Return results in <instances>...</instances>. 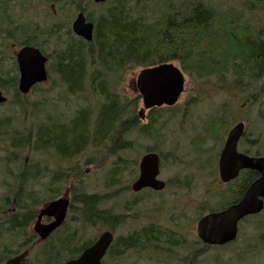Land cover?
I'll return each instance as SVG.
<instances>
[{"label": "rangeland", "instance_id": "1", "mask_svg": "<svg viewBox=\"0 0 264 264\" xmlns=\"http://www.w3.org/2000/svg\"><path fill=\"white\" fill-rule=\"evenodd\" d=\"M207 1L222 10L235 7L248 11V8L243 5L245 1L247 6L252 8L251 12L246 19L234 17L233 22L239 28L246 30L249 28L264 30V0L256 3L253 0ZM173 3L174 6H179L180 0H173ZM62 4L63 2L59 0H0V70L3 72L16 68L17 47L16 45L10 47V43L5 39V35L11 28H16L18 32L29 28L28 32L33 33V28L37 24L41 26L40 30L61 26L52 37L39 33V36H42V49L49 56V66H47L50 70L49 81L41 83L30 91L25 102V111L20 105L10 101L0 104V122L2 123L0 130L5 127L11 135L25 141L31 140L30 146L16 149L17 141L2 140L0 136V214L7 215L8 210L13 208H16V212H20L23 206L30 210L28 206L31 201L40 202L35 204V207L39 209L44 202L50 200L52 193L47 178L49 170H59L57 166L62 169L74 164L77 168L83 166L85 170L90 169V172L80 175L85 180L84 185L80 183L85 192L102 195L100 208L112 210L115 208L118 214L129 216L126 224L116 230L117 235L128 234L150 222H156L174 229L185 239V244L181 246L160 244L157 248L149 249L147 246L145 249L131 250L119 257L109 256L105 264H189L188 258L191 254L203 247V243L195 233L197 219L201 216L203 209L215 208L219 199L215 191H212L217 185L216 177H214L216 172L211 171L212 169H197V165L204 158L194 154L191 139L200 130L205 119L220 122L219 129L222 132L244 119L246 132L241 149L253 155H264V89L259 90L257 81L241 88L234 81V77L229 75L221 82H216L214 78L200 79L188 74L187 91L181 102L173 109H165L157 116V126L163 136L156 140L141 134L133 135L140 146L156 147L164 154L171 152V158L166 160L160 175L162 180L169 182V185L157 193L124 191L122 187L132 183L137 175L138 166L130 167L121 178V183L109 176L116 171L114 163L120 154L133 159L138 156L136 150L122 153L117 143L114 146L113 143L108 144L106 141L102 149H99V146L90 145L78 157L74 156L61 161L54 149L49 148L48 145L45 150L34 147L36 139H38L36 144L45 146L44 142L40 141V137L50 125L69 121L80 108L88 107L92 110L93 122L102 102V99L94 97L89 90L92 87L89 86L91 67L86 68L85 90L77 93L68 91L59 73L50 68V64L58 61L59 55L66 48V43L70 41L69 35L66 34V25L71 26L76 16V10L72 6H62ZM149 8L147 17L149 19L157 17V6L152 3ZM91 9L103 10L102 6L95 4L91 5ZM240 24L246 27H241ZM179 53L183 54L182 51ZM140 69L141 67L130 69L124 74L123 81L119 85L124 97L135 96L131 80ZM17 73L19 74L18 67ZM199 92L203 93L201 100L197 99ZM250 94H254L255 98L250 99ZM8 96L10 99L11 94ZM21 152L26 157L25 161L24 157L18 159L16 156ZM8 156L15 159L8 161ZM22 171H26L30 177L24 187L26 194L20 198L16 196L13 201L14 190L18 183L15 175ZM72 181L74 178L69 179L70 183ZM185 183H188L187 187ZM68 184L66 188H61V183H57L54 190L60 191L58 195L65 194ZM112 192H115L114 197ZM5 198L9 199L8 205L5 204ZM136 198L140 199L139 204L132 209H127L128 203ZM74 208L80 209L81 203L76 202ZM78 217L77 210L69 212L66 225L70 231L76 228L75 220ZM258 220H264V214L257 218H249L243 224L240 223L241 231L236 242L228 247L207 250L198 258L197 264H218L220 260L222 264H264V243L259 241L261 231L256 227ZM32 225L33 222L29 227ZM105 227V224L87 227L84 238H97ZM167 238L162 237L161 240L164 241ZM0 239V250L5 247L18 249V244L23 241L21 237L15 238L11 234H5ZM40 246L41 243L25 252L21 249L18 253L23 252L19 257L20 264L35 261L42 249Z\"/></svg>", "mask_w": 264, "mask_h": 264}, {"label": "trees", "instance_id": "2", "mask_svg": "<svg viewBox=\"0 0 264 264\" xmlns=\"http://www.w3.org/2000/svg\"><path fill=\"white\" fill-rule=\"evenodd\" d=\"M59 1L63 2L62 6H72L76 9L88 6V0L86 5H83L85 0ZM183 1L186 2H181L179 6L168 11V14L162 13L158 20L148 22L139 15L149 14L150 4L154 3L159 8L163 5L169 7L173 0H106L103 5L107 7L101 14L87 9L88 18L94 20L96 24L94 39L89 42L75 36L70 24L66 25V34L69 35L70 41L66 43V48L59 55L58 61L50 64V68L59 73L68 91L77 93L85 90L86 68L91 67V80L95 84V89L93 87L89 90L92 94L103 96V102L93 122L92 110L88 107L80 108L69 121L53 123L40 137V141L44 142L45 146L55 148L61 161L78 155L90 145L100 147L106 140L114 146L117 143L123 150L133 149L134 139L130 138V135L134 131L143 136L152 135L149 123L143 124L137 112L135 113L140 96L134 105L128 99L122 98L115 86L108 85L107 76H101L106 75L108 71L119 73L134 65L144 66L179 59L186 65L184 69L193 71L199 76L206 74L222 76L234 71L238 78H248L249 82H253L264 75V30L262 28L255 30L239 28L233 22L235 16L241 18L237 11L225 13L229 17L225 18L204 0ZM60 27L58 25L57 28H48L45 33L53 36ZM28 30L25 28L18 32L17 29L11 28L7 34V42L10 46L12 44L38 45L36 37L30 36ZM33 31L37 33L38 30L33 28ZM181 51L183 54L179 53ZM15 66H17L16 62ZM101 66L102 69L99 70ZM18 81L17 68L7 72L0 70V90L7 95L11 94V102L20 105L25 111L28 96L20 93ZM219 127L220 122L216 120L212 122L199 139L198 153L203 154L202 144L208 137L221 143L224 137ZM211 156L212 166L216 159V150L211 152ZM118 158L120 160L117 159L114 172L120 171L124 167L123 163L131 162L130 160L125 162L121 156ZM202 167L210 168L207 164ZM114 172L109 178L116 180ZM69 174L79 176L75 166L65 167L56 173L61 179H67ZM256 177L258 173L250 171L245 186ZM54 197L52 195V198ZM72 198V210L78 211L79 222H76V228L73 231L63 228L50 239L51 242L43 252L44 262L39 264H64L70 256L80 254L94 241L93 238L81 240L80 236L86 232L85 225L95 226L103 223L115 228L122 222V218L113 215L111 211L98 209L99 202L103 199L101 194H88L84 188L76 184L72 186ZM76 202L81 203L80 209L74 208ZM36 215L37 211L14 215L10 222L11 229L25 230ZM162 237H168V234L149 227L144 232L118 237L115 244L111 246L112 252L119 253L149 239ZM29 241L28 239L27 243Z\"/></svg>", "mask_w": 264, "mask_h": 264}, {"label": "water", "instance_id": "3", "mask_svg": "<svg viewBox=\"0 0 264 264\" xmlns=\"http://www.w3.org/2000/svg\"><path fill=\"white\" fill-rule=\"evenodd\" d=\"M73 29L79 36L87 40L93 39L94 24L86 22L84 12L79 13L73 23ZM17 58L20 71L19 89L24 94L28 93L36 83L47 81V57L38 48L25 46L18 52ZM183 81L181 72L171 64L142 70L138 85L144 97L145 107L162 106L166 102L174 103L183 89ZM6 100L7 98L0 91V103ZM243 132L244 125L241 123L235 126L228 135L220 159L221 178L225 182L229 181L235 178L242 168L256 170L260 173V177L251 184L238 203L221 213H213L201 219L198 224L199 236L212 244H222L233 239L236 236L238 219L247 213L259 212L264 207V157H249L237 151L238 140ZM141 171L140 179L133 185L135 191L149 185L154 188L164 187L163 182L156 180L159 172L157 155L152 153L145 155L141 161ZM67 205V199H58L42 211L40 217L44 214H54L56 217V221L50 225H42L40 221L37 223L36 230L43 238L47 237L63 221ZM112 240L113 236L110 232L104 233L92 247L85 250L80 258L70 260L65 264H101V259Z\"/></svg>", "mask_w": 264, "mask_h": 264}, {"label": "flooded vegetation", "instance_id": "4", "mask_svg": "<svg viewBox=\"0 0 264 264\" xmlns=\"http://www.w3.org/2000/svg\"><path fill=\"white\" fill-rule=\"evenodd\" d=\"M248 179H249V174L247 172L243 173V175L240 178V182L238 183L236 188V191L239 195L244 192L245 184L248 182Z\"/></svg>", "mask_w": 264, "mask_h": 264}]
</instances>
